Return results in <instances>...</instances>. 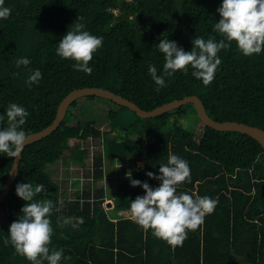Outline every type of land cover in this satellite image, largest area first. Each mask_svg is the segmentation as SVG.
Listing matches in <instances>:
<instances>
[{
    "label": "trees",
    "instance_id": "obj_1",
    "mask_svg": "<svg viewBox=\"0 0 264 264\" xmlns=\"http://www.w3.org/2000/svg\"><path fill=\"white\" fill-rule=\"evenodd\" d=\"M221 4L222 0H5L12 12L0 20V114L9 103L23 105L30 113L23 125L29 136L54 122L59 105L72 91L97 87L121 95L145 111L197 95L215 121L264 130V52L244 56L232 42L219 53L222 63L209 85L190 72H177L168 78L165 88L156 91L148 73L149 63L158 69L163 66V54L156 48L163 34L185 51L191 50V41L197 36L221 39L213 31L221 18L217 12ZM79 17L86 30L104 38L89 62L91 74L74 70L73 61L56 54L58 42ZM22 57L29 58L31 64L18 66ZM30 69L43 73L39 84L31 87L26 83ZM77 103L69 107L56 131L22 152L17 180L0 204V264H32L4 242L26 203L15 192L21 182L44 184L47 191L37 198L54 202L49 247L62 248L71 257L61 264H264V149L259 142L242 133L205 126L197 138L195 130L185 126L184 120L191 113L188 106L151 119L136 115L143 125L133 126L129 135L138 134L140 141L127 137L103 141L105 153L93 158L96 180L104 177L106 157L113 161L143 160L142 169L131 178L157 187L160 182L145 173L158 175L160 164L167 163L168 152H172L186 159L191 169L190 181L182 182L178 192L218 200L204 224L189 230L182 245L172 246L133 218L117 217L118 211H130V202L144 195L127 177L111 210L104 207L103 188L93 192L83 187L72 199L54 179L51 169L68 156L86 164L88 151L80 148V141H97L105 135L94 121L74 120ZM109 114L116 115L114 111ZM0 126L6 127L7 120ZM14 159L0 153V193ZM67 218L72 219L65 224Z\"/></svg>",
    "mask_w": 264,
    "mask_h": 264
},
{
    "label": "clouds",
    "instance_id": "obj_2",
    "mask_svg": "<svg viewBox=\"0 0 264 264\" xmlns=\"http://www.w3.org/2000/svg\"><path fill=\"white\" fill-rule=\"evenodd\" d=\"M12 9L5 6V0H0V20L10 17ZM220 15L214 23L213 31L222 37L205 39L202 36L194 38L190 51H185L179 43L168 39L165 34L156 45L163 54V66L158 69L154 63H149L148 73L154 81L156 91L165 88L168 78L177 72L191 73V76L209 85L215 79V74L222 63L219 55L236 43L244 56L259 55L264 52V0H222L217 9ZM78 18L70 30L60 39L56 54L62 59L73 61L71 67L85 74H91L93 69L89 62L103 45V37L91 34ZM31 60L22 57L17 65H30ZM26 81L31 87L39 84L43 73L39 69H30ZM30 113L18 103H9L3 114H0V124L7 120V126H0V153L7 157L20 158L29 137L23 128ZM114 135L116 133H113ZM190 164L177 154L168 152L167 163L159 166V174L148 171L149 179L159 181V186L152 187L147 181L127 178L133 187L139 186L144 195L137 196L130 202V211L134 221L144 229H151L154 237L165 240L169 245L180 246L189 230H196L204 224L205 217L214 212L218 200L207 195L199 196L188 192H178L182 182L190 181ZM44 184L21 182L16 185V195L26 203L21 213L13 221L5 238V244H11L15 251L26 257L32 264H61L71 260L64 254L62 248L50 249L53 227L50 214L54 208L51 199H39L38 194L46 192ZM72 218H67V224ZM82 222V220H81ZM91 264V261H89Z\"/></svg>",
    "mask_w": 264,
    "mask_h": 264
},
{
    "label": "rangeland",
    "instance_id": "obj_3",
    "mask_svg": "<svg viewBox=\"0 0 264 264\" xmlns=\"http://www.w3.org/2000/svg\"><path fill=\"white\" fill-rule=\"evenodd\" d=\"M73 109L76 114L74 120L94 121L96 126H98L101 131L105 132V135L97 141L93 139L80 141V143H78L80 148L88 151L86 164L80 165L71 160L70 156L67 155L66 161L59 163L56 167L51 169L53 177L62 184L61 187L65 190L66 197L72 199L74 198V192L81 190L83 187L91 189L93 192L103 188L106 195L104 207L106 210H111L115 206V194L120 184L124 182L129 172L133 174L135 171H140L144 165V161H113L106 157L103 168L104 177L103 179L96 180L93 173V158L97 153L104 152L102 143L106 138L113 139L115 137H120L119 139H121L127 137L131 140L140 141L138 134H129L133 133L130 131L133 126L138 125L141 127L143 124L138 121L139 118L132 111L121 109L115 104L103 99L81 98ZM188 109L191 113L189 114L190 116L184 120L185 126L191 130L194 129L197 138H200L204 125L196 117L194 112H192V108L189 105ZM110 111L116 113L115 117H110ZM112 127L116 128L115 131H111ZM113 133L116 134L114 135ZM108 203H111V207L107 206ZM111 214L113 215V212H111ZM117 217L133 218L131 211H118Z\"/></svg>",
    "mask_w": 264,
    "mask_h": 264
},
{
    "label": "water",
    "instance_id": "obj_4",
    "mask_svg": "<svg viewBox=\"0 0 264 264\" xmlns=\"http://www.w3.org/2000/svg\"><path fill=\"white\" fill-rule=\"evenodd\" d=\"M98 97L107 101H111L114 104L125 107L135 113L140 119H151L156 118L158 116L164 115L168 112L175 111L181 107H185L188 105H192L199 117L200 122L208 128L214 129L216 131L222 132H237L250 136L254 140L260 143V145L264 149V130L259 127L250 126L244 123L238 122H217L212 119L206 109L205 106L197 95L187 96L181 100H175L170 103H166L160 107L155 108L152 111L142 110L137 104L132 101L124 98L121 95H118L110 90L104 88H82L72 91L69 95H67L61 104L59 105L56 119L54 122L48 126L46 129L33 133L29 135L28 142L24 146L23 150L31 144H34L38 141L43 140L47 136L51 135L54 131H56L60 125L62 124L69 107L77 100L85 97ZM22 150V152H23ZM22 152L20 153V158H15L12 169L9 173L8 179L4 188L0 193V204L9 196L16 180L19 175V166L22 160ZM108 207H111V203L107 204Z\"/></svg>",
    "mask_w": 264,
    "mask_h": 264
}]
</instances>
